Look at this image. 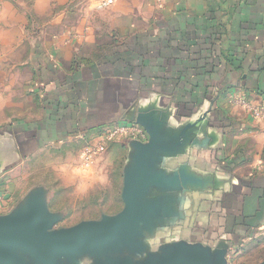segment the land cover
I'll return each instance as SVG.
<instances>
[{
	"label": "crops",
	"instance_id": "0c3cea01",
	"mask_svg": "<svg viewBox=\"0 0 264 264\" xmlns=\"http://www.w3.org/2000/svg\"><path fill=\"white\" fill-rule=\"evenodd\" d=\"M93 16L37 54L17 22L0 28V216L33 193L50 211V196L85 194L105 167H120L123 186L130 142L109 143L89 169L80 150L104 126L139 120L161 147L152 170L172 187L150 195L166 213L146 254L182 242L261 263L264 124L229 100L264 104V0H116ZM41 160L44 181L21 185L19 170L37 178Z\"/></svg>",
	"mask_w": 264,
	"mask_h": 264
},
{
	"label": "water",
	"instance_id": "95a60500",
	"mask_svg": "<svg viewBox=\"0 0 264 264\" xmlns=\"http://www.w3.org/2000/svg\"><path fill=\"white\" fill-rule=\"evenodd\" d=\"M125 122L139 125L148 140L128 141L134 153L123 170V209L97 221L54 230L61 215L48 210L43 193L30 194L13 212L0 216V264H62L60 260L81 257L93 259L92 264H226V253L212 256L200 246L182 242L146 254V240L154 237L163 221L160 216L166 213L163 201L150 195L172 187L152 170L150 155L161 149L153 132L139 120Z\"/></svg>",
	"mask_w": 264,
	"mask_h": 264
},
{
	"label": "rangeland",
	"instance_id": "374dc122",
	"mask_svg": "<svg viewBox=\"0 0 264 264\" xmlns=\"http://www.w3.org/2000/svg\"><path fill=\"white\" fill-rule=\"evenodd\" d=\"M99 1L101 0H95L92 7L89 0H0V28L5 26V22H9V24L17 22L22 42L34 39L37 54L39 50L42 51L45 48L44 39L50 43V38L53 36L66 35L72 38L76 29L82 28L87 23L97 22L93 14L103 11L95 9ZM99 45L107 44H95L94 46L98 47ZM84 52L87 57H91L97 51L93 48ZM26 101H22L23 104L20 103L21 107L26 106ZM38 165L40 170L35 174L37 178L29 179L27 172L30 170H27V165L19 170L21 185L24 186L28 184L27 181L32 182L34 179L36 182H42L44 176L52 171L43 170L42 160ZM120 175H122L120 167L117 169L105 167L102 172L103 182L85 194L76 195L72 193L71 189H68L61 191L62 194L57 197L50 196V212L61 215L53 229H68L82 222L97 221L101 216L118 214L123 209L120 197L122 190ZM46 180L49 181L50 177H47ZM49 188V192L57 190L53 186ZM263 257L264 255L260 259ZM92 261L93 259L81 257L77 261L60 260V263L92 264Z\"/></svg>",
	"mask_w": 264,
	"mask_h": 264
},
{
	"label": "built area",
	"instance_id": "2783aa9c",
	"mask_svg": "<svg viewBox=\"0 0 264 264\" xmlns=\"http://www.w3.org/2000/svg\"><path fill=\"white\" fill-rule=\"evenodd\" d=\"M116 0H101L95 9L104 10L111 6ZM158 4H162L163 0H156ZM229 103L241 108L250 114L254 119L264 124V104H255L244 97H235L229 100ZM146 132L134 122H120L116 124L106 125L91 140L87 141L80 150L81 164L85 169H89L94 160L97 159L109 143L115 141L137 140L146 142ZM6 199V193L0 194V204Z\"/></svg>",
	"mask_w": 264,
	"mask_h": 264
}]
</instances>
